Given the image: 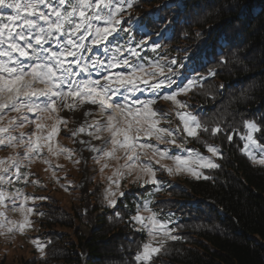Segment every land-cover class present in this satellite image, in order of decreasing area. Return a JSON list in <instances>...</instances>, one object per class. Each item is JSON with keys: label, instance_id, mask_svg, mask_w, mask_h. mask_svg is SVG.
Returning a JSON list of instances; mask_svg holds the SVG:
<instances>
[{"label": "trees", "instance_id": "obj_1", "mask_svg": "<svg viewBox=\"0 0 264 264\" xmlns=\"http://www.w3.org/2000/svg\"><path fill=\"white\" fill-rule=\"evenodd\" d=\"M133 13L143 18V26L161 45L156 52L148 46L138 49L141 59L137 62L147 66L159 60L167 66L175 59L177 63L170 65L172 73L165 68L175 83L165 91L194 80L185 96L189 109L209 129L219 125L233 135L230 142L224 133L215 137L210 132L200 134L201 141L220 148V167L203 171L211 179L188 178L187 188H168V198L156 203L179 216L176 235L182 239L167 241L150 264H264V166L252 163L241 151L240 138L244 120H255L264 129V0H138L126 10L125 21ZM8 14L10 10L0 8V17ZM165 28L168 38L155 35ZM133 35L136 40L144 38L138 29ZM121 37L108 47L124 44L128 37L124 33ZM95 53L99 52L94 49ZM210 71L215 75H209ZM92 78H97L95 73ZM255 135L264 144V131ZM189 140L206 150L203 143ZM71 153L79 161L76 151ZM31 163L23 168V186H39L35 199L25 206L32 209L34 234L46 247L43 257L32 251L28 264H136L134 257L145 236L128 223L133 212V196L128 191L110 208L104 205L102 184L92 181L89 194L95 224L85 233L83 214L63 205L58 196L69 169L59 168L56 178L37 179ZM78 180L77 171L71 180L75 191ZM147 187L134 190L142 192ZM24 195H30L24 187L12 193L19 200ZM117 212L123 219L116 218ZM0 264L5 260L0 258Z\"/></svg>", "mask_w": 264, "mask_h": 264}, {"label": "snow or ice", "instance_id": "obj_2", "mask_svg": "<svg viewBox=\"0 0 264 264\" xmlns=\"http://www.w3.org/2000/svg\"><path fill=\"white\" fill-rule=\"evenodd\" d=\"M137 2L138 0H0V8L10 10V14L0 17V121L4 120L6 110L21 114L9 118L7 126H0V145L16 147L18 143L26 147L25 157L39 156L44 147L41 141L50 142L58 132V125L66 126L68 123L66 118L58 114L59 111L74 112L84 105H96L100 116L106 119L95 120L92 124L85 120L78 129L72 130V136L85 133L101 141L100 146L86 140L79 141L95 154L98 163L100 157L117 161L124 159L123 165L113 172L116 179L108 177L109 188L106 189L105 199L110 208L117 205V192L120 179L125 175L124 169L127 170V175L138 170L147 177L140 186L152 184L155 192L163 189L164 182L157 178L158 169L154 164L160 165V170L168 175L185 174L196 180H208L211 177L201 169L219 168L220 165L213 157H222V152L218 146L201 141L200 134L210 132L215 137L218 133H224L228 141L233 140V135L221 126L209 129L194 114L183 111L188 105L178 100L177 96L189 91L195 84L194 80H189L179 91H161L171 89L175 83L171 75L165 74L166 67L168 73L173 72L170 65L177 63L175 59L167 66L159 60L149 61L147 66L137 62L141 59L138 49L148 46L156 52L161 47L153 40V33L143 26L142 17H132L129 14L125 21L126 10L134 8ZM125 23L128 27L124 26ZM137 29L143 33V39L136 40L133 32ZM166 31V28L161 29L155 35L161 39L168 38L165 36ZM121 33L128 37L124 44L117 43L112 48L108 47L113 41L122 38ZM101 46L102 52L92 54L94 49ZM116 68H126L128 71L113 73L111 70ZM93 71L96 73L95 79L91 75ZM209 75H215V72L210 71ZM37 84L42 87H36ZM140 84L146 87L140 88ZM122 88L133 94L136 91H149L152 95L148 99H136L132 104L126 103L129 99L127 95L123 96L124 102L114 101L112 98ZM159 99L171 101L175 106V116L180 121L175 129L158 126L160 119L167 115L158 116L160 110L153 107ZM24 112L36 114L35 120L28 121ZM40 113H48L49 119L55 117L56 120L46 136L32 133L25 141L24 133L19 138L10 134L11 127H24L25 121L35 123L37 130H43L45 125L36 123L43 118ZM92 114V109L84 112L86 118ZM243 127L245 132L240 138L244 141V146L241 151L252 163L264 166V144L255 135L264 129L255 120H244ZM104 133L108 135L104 136ZM152 138L157 141L156 144L151 143ZM189 138L203 143L211 156L202 154L198 149L187 148ZM109 144L111 148H108ZM161 144L174 145L180 152H187V155L179 152L172 154L170 149L161 148ZM47 147L49 153L56 154L57 150L53 149L51 143ZM118 149L123 150V157L116 156ZM58 151L70 156L74 150L60 147ZM147 152H151V157L142 160L141 155H146ZM165 159L172 161L173 166L161 163ZM107 166L104 164L101 171ZM13 168L16 170L15 178L19 180L21 174L17 159L11 156L7 160L0 159V183L6 179L9 183L12 182ZM140 179L141 176L137 175L136 181ZM112 185L116 186V191L112 190ZM124 195V192H119V197ZM29 199L35 197L24 195L25 201ZM4 200L5 192L0 190V203ZM151 203L147 199L138 203L135 214L128 220L134 230L146 233L149 238L136 253V264H150L153 256L163 250L167 241L182 239L173 234L176 228L170 227L172 221L161 220L159 213L150 206ZM20 207L23 208L24 205L21 204ZM28 211L31 212L32 209L29 208ZM116 218L123 219V216L117 212ZM29 223L25 218L18 225L21 234ZM13 230L8 228V232ZM32 243L43 257L46 246L37 240Z\"/></svg>", "mask_w": 264, "mask_h": 264}, {"label": "rangeland", "instance_id": "obj_3", "mask_svg": "<svg viewBox=\"0 0 264 264\" xmlns=\"http://www.w3.org/2000/svg\"><path fill=\"white\" fill-rule=\"evenodd\" d=\"M131 16L136 17L135 13L131 14ZM96 50L98 52L101 51L100 48ZM94 73L92 72L91 75H94ZM36 87H42V85L37 84ZM173 91H179L178 87H175ZM162 92L167 93L169 91H165L164 89L162 90ZM124 95H127L129 97L126 103L132 104L133 101H135L136 99H148L151 97L152 94L149 91H144L143 93L141 91H136L133 94L131 92H128L126 89L122 88L112 99L116 102H124ZM185 96L186 93L179 94L177 96V99L185 102ZM185 103L188 105L187 102ZM153 107L160 110L158 116H163V114H167L166 116H163V118L160 119V123L158 126L175 129L177 125H180L179 119L175 116V106L172 104L171 101L159 99L157 100L156 105H154ZM88 109L93 110V114L90 117H85V120H87L88 124H92L95 120L98 119H106V117L100 116L98 107L96 105H84L83 108H80L74 112H69L67 110L59 111L58 114L66 118L68 123L66 126L64 124L58 125L57 133H60L61 136L57 135L56 133L50 142L44 140L41 141V144L44 145V147L42 148L41 155L39 156H31V158L25 157L24 152L26 151V147L20 146L18 143L16 147L0 145V159L7 160V158L10 156L15 157L17 159V162L20 164L21 174L20 179L17 180L15 178L16 170L13 168L11 170L12 182L9 183L6 179L3 183H0V190H3L5 192V200L3 203H0V213H2V215H0V225H3V227H0V258L5 260V264H28L27 261L30 260L32 251L35 252L36 255L42 256L41 252L37 251L36 246L32 243L33 240H37L39 243L41 242L40 238L34 234V224L32 220H30L31 212H29V208L25 206V203H27V201L29 200L25 201L24 198L22 200H19L18 197H12V193L14 192V190L20 189L22 187H24L25 192L30 193L29 197H33L36 194L35 188L39 186L38 184H34V186H23L25 181V178L22 176L23 168L27 165L30 166L31 161V166L33 171L35 172V177L37 179H45L48 177L56 178L59 175V168L67 167L69 169V176L65 179L66 182L64 187L62 188V191H58V196L61 199L63 205L67 207H75L78 211L83 214L85 225L82 226V229L85 233H88L89 228L93 227L95 224V218L93 216V204L91 203L89 194V188L91 186L92 181L100 182L102 184L103 202L105 206H108L107 200L105 199L106 189L109 188L108 177L113 176V172L121 165H123L124 159H120L119 161H117L113 158L100 157L98 163L97 159L95 158V154L90 152L85 145L80 144L79 141L86 140L89 141L91 144L97 146L101 145V141L93 139L85 133H80L76 137L72 136V130L78 129L81 125L76 114L79 113L83 115L84 112ZM183 111L191 112L193 114L189 107L183 109ZM3 115L4 120L0 121V126H7L9 118L17 117L21 114L12 112L11 110H6V113H4ZM23 115L28 117V121L35 120V114L33 113L24 112ZM41 115L43 118L41 120L36 121V123H43L45 125V128L43 130H37L35 128V123H29L28 121H25L24 127H11L10 134L19 138L20 134L24 133L25 141H27L28 137L32 133H36V135L46 136L47 133L51 130V126L56 123V120L55 117L49 119L48 113H41ZM176 120L179 121V124L176 122ZM103 135L107 136L108 134L104 133ZM141 136H143L142 133ZM74 140L76 141L75 143ZM178 142L180 141L178 140ZM48 143H51L53 149L57 150L56 154L48 152ZM151 143L156 144L157 141L152 138ZM159 146L161 148L170 149L172 154H177V152H179V154L181 155H187V152H180L178 149L175 148L174 145L161 144ZM60 147L66 149H70L71 147H73L76 151L79 162H76L77 160L75 157H73V155H71L72 153L70 154V156L68 153H66L69 157L72 158L68 160L65 153H60L58 151ZM186 147L190 149H198L196 146L190 143V140ZM108 148H111L110 144L108 145ZM198 150L206 156H211V154L208 153L207 150ZM123 155V150L118 149L116 152V156L123 157ZM150 157L151 152H147L146 155H141L142 160L149 159ZM217 159V157H213V160L216 163H218ZM161 163L167 166H173V162L167 159L163 160ZM104 164H107L108 166L104 167L103 171H101V168ZM154 167L158 169L157 178L160 181L164 182V187L161 191L155 192L154 185L145 184L144 186H148L147 189L142 192H137L136 190H134V188L143 184V181L146 180L147 177L144 176L142 173H139L138 170H133L131 175H127V170L124 169L125 175L120 179V187L117 192V196L119 198V192L126 193L127 191L133 196V212L131 215L135 214L136 205L138 203H143V201L146 199L150 200L152 202L150 206L155 212L159 213V218L161 220H171L172 223L170 224V227H175V223L177 222L179 216L174 211L165 209L163 206L161 207L156 203L161 199L168 198L167 189L172 186L187 188L188 184L186 183V179H190L191 177L185 174H181L178 176L168 175L167 172L160 170V165L154 164ZM204 170L206 169H201L202 172ZM77 171L79 173V180L76 184L77 190L75 191L73 189L74 186L71 183V180L73 179ZM137 175L141 176V179L138 181H136ZM113 179H116V177L113 176ZM133 181L136 182L134 183ZM112 190L116 191L115 185H112ZM21 204L24 205L23 208L20 207ZM144 215H147V213H144ZM25 218H27L30 223L25 226L23 234H21L18 225L22 223ZM8 228H13L14 230L12 232H8ZM176 232L173 234L176 235ZM144 236L145 242H147L149 238L147 237L146 233H144ZM153 244L154 246H157L155 242H153Z\"/></svg>", "mask_w": 264, "mask_h": 264}, {"label": "bare ground", "instance_id": "obj_4", "mask_svg": "<svg viewBox=\"0 0 264 264\" xmlns=\"http://www.w3.org/2000/svg\"><path fill=\"white\" fill-rule=\"evenodd\" d=\"M76 116L79 119V123L82 125L85 122V116H84V114L82 115V114L77 113Z\"/></svg>", "mask_w": 264, "mask_h": 264}]
</instances>
